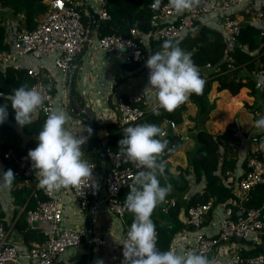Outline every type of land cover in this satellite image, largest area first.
Segmentation results:
<instances>
[{
	"label": "built area",
	"instance_id": "obj_1",
	"mask_svg": "<svg viewBox=\"0 0 264 264\" xmlns=\"http://www.w3.org/2000/svg\"><path fill=\"white\" fill-rule=\"evenodd\" d=\"M41 1L45 8L38 16L36 24L30 29L17 30L13 34L10 49L0 51V67L10 65L13 69L23 68L26 75L33 80L29 88L35 86L42 93L45 97V106L63 110L62 102L56 103L51 87L42 81L38 69L33 66H23L20 63L21 60L48 58L58 75L60 90L65 87L74 56L83 42H90L94 49L103 52L107 57H112L113 60L118 59L119 62L125 64H136L143 72L144 88L130 97L117 98L116 123L122 129L133 126L134 122L148 112L143 102L148 95L144 90L148 85L149 70L145 64L149 54L141 45V38L177 40L203 15L218 10L217 23L221 26L220 33L223 43L221 60L225 63L224 72L244 67L233 64L232 54L237 46V37L243 25L242 21L235 16V12L243 18L250 16L264 44V9H253L254 0H200L198 6L182 14H177L168 7V1L162 2L159 9L153 10L150 7L152 1L148 4L150 14L145 33L139 34L134 28H129L125 36L115 33L99 34L94 30V26L97 27L100 22L109 19L105 0ZM83 16L89 18L90 30L82 20ZM87 32H89L88 35ZM241 48L247 50L245 44L241 45ZM259 55L258 52L253 53L252 66L247 69V73L253 79L254 89L264 93V65ZM209 66V63H205V67ZM237 80L238 78H235V81ZM105 91L103 94H93V104L96 105L102 101L105 103L108 98ZM37 112L46 116L42 109ZM167 124L171 129L175 127L171 121H167ZM162 131L166 133L165 128ZM1 155L5 161L13 165L15 180H19L24 185L27 184L35 170L32 168V162L27 153L3 150ZM104 159L105 162L101 167L90 159H86L93 167L92 176L81 183L78 188L67 190L76 197L80 209H88L92 212L97 210L98 205L103 204L107 211L123 221L124 211L118 193L121 189L132 185L134 176L142 168L126 161L119 152H112L107 148L104 149ZM33 180V184L29 185V195L34 199V206L26 209L24 222L27 229L36 230L42 235V239L32 243L24 252H19L7 240L6 229L0 222V264H52L65 248H70L76 253L80 252L81 230L61 223L62 211L58 193L63 189L46 192L37 187V178ZM223 181L227 186L234 187L233 189L238 194L237 198L218 203L219 211L215 209V204L212 206V198L187 205L184 209V224L186 225L185 230L189 231L182 230L180 238L183 244L182 251H195L209 258L210 255L218 253V247L224 242L238 241L264 233V197L258 206L245 204L249 190L256 184L264 185V162L250 155L237 177L232 178L229 171H224ZM173 203L174 200L170 199L169 204ZM165 209L164 206L161 210L165 211ZM217 212L221 215L212 224L214 230L207 231L204 226L205 218L208 214L213 216ZM127 230L128 228L124 226L117 245L107 246L118 252L119 264H122L124 259L121 243L126 238ZM86 231L88 233V230ZM185 237L188 241H182ZM87 241L95 245L102 244L95 234H90ZM173 247L174 244L171 243L170 249L172 250ZM21 260H25L26 263H22ZM231 263L264 264V251L252 255H241L234 252L231 256Z\"/></svg>",
	"mask_w": 264,
	"mask_h": 264
},
{
	"label": "trees",
	"instance_id": "obj_2",
	"mask_svg": "<svg viewBox=\"0 0 264 264\" xmlns=\"http://www.w3.org/2000/svg\"><path fill=\"white\" fill-rule=\"evenodd\" d=\"M152 1L153 0H105V8L109 13V19L98 24L99 34L115 33L125 36L129 28H134L139 34L145 33L150 14L148 4ZM165 1L168 0H162V2ZM0 6L8 7L14 16L21 15L22 18L19 24H22L25 29H30L36 24L37 17L45 8L41 0H0ZM82 20L84 21V17ZM164 41L166 40L148 38L147 43L150 44V46L147 47V52L149 55L152 51L161 50V45ZM171 41L174 43L178 42L179 46L184 51L192 53L191 59L198 67L202 78L206 81L203 92L200 95L192 94L185 103L177 107L171 113L164 109H159L158 106H156L134 122L133 126L147 122L156 124L161 128L163 123L171 121L175 127H178L184 120L190 122L191 126L188 130L191 132L194 146L184 152L183 165H175L173 168L170 167L168 157L180 146L179 144L182 139L178 134L169 135L167 132L165 133L163 139L168 141L165 152L170 149L173 143V137L178 139L179 144L171 153L168 155L164 153L159 158L165 162L166 167L165 176L158 177V179L160 180L161 186L171 184L172 189L182 191L186 189L188 185L187 176L192 175L194 184H199L201 187L188 196L185 207L196 201H206L209 198L213 199V206L214 204L233 197L231 187L227 186L223 181L224 171L232 170L236 162L235 153L227 143V141L232 139L233 123L227 124L218 132L210 133L203 126L197 125V116L203 118L207 117L206 115L211 109L207 95L212 88L216 92L226 91L230 96L236 95L243 87H247L250 91H254L255 89L250 79L247 78L244 81L240 80L241 76H239L238 69L224 72L225 63L221 60L223 43L216 30L201 27L194 36L184 33L179 39ZM243 44L247 46V50L241 48ZM8 49H10V47L4 41V28L0 22V51ZM254 52L260 53L259 59L264 65V44L257 34L256 24L254 26L249 23H244L237 37V46L232 54L233 64L244 66L246 70L250 69ZM205 63H209L210 66L205 67ZM123 65L135 66L136 64L123 63ZM214 74L216 75L212 76ZM206 76H210V78L207 79ZM235 78H238V80L235 81ZM32 81V78L26 75L23 68L13 69L10 65L0 67V93L2 94L0 96V105H9L7 119L0 124V173L8 169L13 171V167L6 164L2 158L1 152L3 150L11 149L18 153H28L29 150L37 146L38 132L42 129L46 116L37 112L32 123L21 127L17 125L14 119L15 113L10 106V101L5 99L14 89L21 85H27L29 87ZM69 93H72V91L69 90ZM188 103L194 106L193 115L187 114L186 112ZM244 105L247 104L244 103ZM157 111H159V115H156ZM262 116H264V107L263 111L255 118L251 126V134L254 137L264 136V129H258L254 126L255 121ZM102 126L107 131V140L102 148L103 154L105 148L112 152H119L118 141L123 138L124 129L120 128L117 123H105ZM22 136L27 138V140L19 145ZM262 154L263 153L260 151L248 152L242 160V167H245L246 159L250 155H254L264 162V155ZM128 191L129 188H124L118 193V198L124 211L123 224L127 228L130 227L133 220V214L124 208V200ZM9 193L14 205L19 207L23 206L15 221V226L21 234L23 241H41L42 235L34 230L27 229L24 222L26 209L34 206V199L29 195V189L24 186H18L16 182L13 181L12 185L9 187ZM168 197L169 199L173 198L174 203L169 205L163 212L161 209L165 204L161 202L151 215V219L156 226L157 248L160 251H168L169 243L173 235L186 227L177 216L180 211V203H178V200L176 201L174 199L173 195L168 194L166 198ZM263 197L264 185L256 184L249 190V196L245 204L248 206H258ZM162 221H164L165 224L162 223ZM261 237L262 244L250 248L246 251L247 253L241 255H252L259 251H264V234Z\"/></svg>",
	"mask_w": 264,
	"mask_h": 264
},
{
	"label": "crops",
	"instance_id": "obj_3",
	"mask_svg": "<svg viewBox=\"0 0 264 264\" xmlns=\"http://www.w3.org/2000/svg\"><path fill=\"white\" fill-rule=\"evenodd\" d=\"M252 8H262L264 9V0H254L252 3ZM218 10H213L205 15H203L199 20H197L191 28L187 29L184 33H188L191 36L197 34L198 30L201 27H206L210 29L216 30L220 38L222 40V36L220 33L221 26L217 23L218 18ZM237 16L238 20L242 21V24L249 23L255 26L254 21L251 20L250 16L241 17L239 13H234ZM233 14V15H234ZM84 17V24L87 26L88 30L91 28V23L89 18ZM21 15L14 16L10 9L5 6H0V22L4 28V41L10 47V43L13 37V34L17 30H23L25 27L20 23ZM38 19V17H37ZM94 30L96 33H99L98 26H94ZM89 32H87V35ZM91 36V34L89 35ZM141 43L144 46L147 43L146 38H141ZM145 50L147 48L144 46ZM149 54V53H148ZM76 58L75 62L72 63L71 72L69 78L65 84L63 90H60V86L58 83V75L56 74L54 68L51 66V61L48 58L41 57L37 59H23L20 63L23 66H33L36 67L39 71V74L42 77V81L46 84H49L51 90H53V95L55 97L56 103L59 104L61 101L63 104V111L67 112L71 117L70 121V130L75 134L87 137L86 142L81 146V150L84 152V158L90 159L93 161L98 167H101L104 162V154L102 152V148L105 145L107 140V131L102 126L105 123H115L117 122V111H116V100L118 97H130L134 95L136 92L142 90L144 88V75L143 72L139 69L137 65H129L125 66L123 63L119 62V60H113L112 57H107L103 52L97 51L93 48L90 42H83L80 46L79 51L74 56ZM239 76H241V80L244 81L247 78L253 83L252 77L247 73V70L243 68L238 69ZM111 78V80H110ZM69 90L72 93H69ZM107 90V91H105ZM107 92L108 98L105 103H97L93 104V94H103ZM249 99L248 103H252V107L254 111V118L252 120H246V118H242L243 115L239 113L229 115L227 114L226 107L230 106V103L237 102V99L240 100V104L246 103L245 95H247ZM215 90H212L207 95L208 102L210 103V111L215 110L218 112L219 117L217 120L222 119L223 126L225 127L229 123H233V134L232 139L227 141L230 145L231 150L235 153L236 162L235 167L232 170H229L231 173V177L235 178L237 175L241 173L244 167H242L241 163L244 159L245 155L248 152H262L264 155V136L254 137L251 134V126L254 123L255 118L263 111L264 107V94L259 90L250 91L247 87H243L239 90L240 98L236 95L230 96L228 93L227 103H222L218 98H214ZM221 91L217 92L215 95H219L220 97L225 98V94H220ZM254 92V93H252ZM243 94V95H242ZM217 97V96H216ZM243 97V98H242ZM222 98V99H223ZM221 99V98H220ZM235 100V101H233ZM242 100V102H241ZM246 108H249L248 105ZM144 107L147 111L154 109L157 106V102L154 97L146 95L143 102ZM236 105V104H235ZM215 106V107H214ZM237 106H235L236 108ZM189 110L187 114H194V106L188 103L187 109ZM247 110V109H246ZM209 111V112H210ZM206 115L207 117H199L197 116V125L203 126L208 132L215 133L222 129V127H215L214 121L212 119L216 117L215 115L210 117L211 112ZM225 113L228 115L226 118ZM34 114L33 118L35 117ZM166 123L161 125V128L166 129ZM191 126V123L187 120H184L181 125L171 129L172 134H178L182 139L180 142V155H184V152L190 148H193L194 142L192 139L191 132L188 130ZM181 127V128H180ZM223 127V128H224ZM85 128H91V135L88 132L84 131ZM252 138H255L254 140ZM27 138L21 137L19 145L25 142ZM188 142V143H187ZM185 145H189L187 149L184 151ZM11 150V149H6ZM13 151V150H11ZM15 152V151H14ZM18 153V152H15ZM173 153V152H172ZM171 153V154H172ZM181 157V156H180ZM5 161V160H4ZM176 161V160H175ZM6 164H9L13 167L10 162L5 161ZM170 163V161H169ZM183 162H175L172 164L171 168L175 165H183ZM171 165V164H170ZM145 169L142 168L141 171ZM14 172V167H13ZM35 170L33 175L27 182V184H22L19 180H14L18 186L27 187L30 191V186L33 179H35ZM188 185L186 189L182 191H177L172 189L169 194L174 196V199L178 203H180V211L178 212V219L184 223V207L186 205V200L188 196L199 190L200 185L194 184L193 176L188 175ZM231 188V192L233 197L227 200H234L237 198L236 190ZM59 202L61 206V223L63 225H71L79 230H81V249L80 252L76 253L72 251L70 248H65L64 251L59 254V256L53 261L52 264H96L98 260H101L103 264H119L120 256L118 252L112 248H108L107 246H115L118 244V239L121 230L124 228L123 221L113 216L109 211L104 208L103 204L97 206V210L89 212L88 209H80L78 206V202L76 197L67 189H63L58 193ZM173 200V198H170ZM169 197L165 198L162 201L167 208L170 204ZM220 206L215 204V209L219 211ZM23 206H16L13 204L9 187H0V220L7 232V240L12 243L19 252H24L32 243L36 242L30 240L28 242L23 241L21 234L15 226L16 218L21 211ZM166 210V209H165ZM16 212V213H14ZM164 212V211H163ZM220 213H216L211 216L208 214L204 221V226L207 231H213V223L220 217ZM162 223L165 224L164 221ZM184 228L183 230H185ZM88 230V233L87 231ZM37 232L36 230H34ZM185 231H189L188 229ZM38 233V232H37ZM182 230L177 231L170 243H173L174 247L172 250L182 251V246L180 238L182 237ZM90 234H95L102 241V244L95 245L93 243H88V238ZM184 234V233H183ZM264 233L259 234L257 236H250L248 238L242 240H233L222 243L218 247V253L209 256V260L211 264H232L231 256L234 252L244 254L247 253L250 248L262 244V237ZM182 241H188L185 237ZM88 252V262H86ZM249 255V254H245ZM22 263H26L25 260H21ZM10 264V263H8Z\"/></svg>",
	"mask_w": 264,
	"mask_h": 264
},
{
	"label": "clouds",
	"instance_id": "obj_4",
	"mask_svg": "<svg viewBox=\"0 0 264 264\" xmlns=\"http://www.w3.org/2000/svg\"><path fill=\"white\" fill-rule=\"evenodd\" d=\"M161 3L162 0H153L150 7L159 9ZM199 3L200 0H168L167 6L182 14ZM144 46L147 48L150 44ZM191 56L192 53L171 40L164 41L161 50L149 55L145 64L149 70L148 85L144 92L155 98L159 109L171 113L192 94H202L206 81ZM5 99L10 101L14 119L21 127L32 123L38 110L46 114L38 132L37 146L27 153L35 169L38 188L46 192L78 188L92 176L93 167L84 159L81 150L87 137L70 130L71 117L67 112L45 106V97L35 86L21 85ZM8 107V104L0 105V124L7 119ZM254 126L264 129V116L257 119ZM84 131L91 135L92 129ZM164 135L159 126L145 122L124 128L123 138L118 141L120 155L145 169L134 176L124 200V208L133 214V220L121 243L122 264H211L205 255L195 251H160L157 248L156 226L151 215L172 190L171 184L161 186L158 179L165 176V162L159 159L168 145ZM14 180L11 169L0 173V187H10ZM96 264L103 262L98 260Z\"/></svg>",
	"mask_w": 264,
	"mask_h": 264
},
{
	"label": "rangeland",
	"instance_id": "obj_5",
	"mask_svg": "<svg viewBox=\"0 0 264 264\" xmlns=\"http://www.w3.org/2000/svg\"><path fill=\"white\" fill-rule=\"evenodd\" d=\"M246 88V87H245ZM261 91V90H260ZM212 93H214V94H211V95H213V96H215L214 98L216 99V98H218V100H220L222 103H227V97H228V95H227V92L226 91H221L220 92V94H225L226 93V96H224L225 98H223V95H222V97H220L219 95H215V94H217V92L215 91V92H212ZM240 93L238 92V94L236 95L238 98H240V95H239ZM262 94H264V93H262ZM243 95V94H242ZM217 96V97H216ZM247 96V97H246ZM246 97V98H245ZM221 98V99H220ZM223 98V99H222ZM243 98V97H242ZM244 98H245V100L247 99V104H249L248 103V100H250L251 101V99H249V96H248V91H247V95H245L244 96ZM233 101H235V100H233ZM241 102H242V100H241ZM236 104V105H235ZM235 104H234V102H232V103H230V106L229 107H226V110L228 111L227 112V114H229V115H231V114H233V112L234 111H236L235 112V114H237V113H239L240 115H243V117L242 118H246V120H252L253 118H254V111H253V107H252V103H250L249 105H248V107L249 108H246V106H244L243 104H240V100L239 99H237V102H235ZM235 106H237L236 108H235ZM215 107V106H214ZM253 108V109H252ZM247 109V110H246ZM255 110V109H254ZM187 112L189 111V110H186ZM211 112V114H210V117L211 116H213V115H217L218 114V112L217 111H215V110H212V111H210ZM209 112V113H210ZM189 113V112H188ZM226 113H225V115H226V118H228V115H227ZM219 115L220 114H218L216 117H214L213 119H212V121H214V122H216V123H214V126L215 127H222L223 126V121H222V119H221V121L220 120H217V118L219 117ZM238 115V114H237ZM239 116V115H238ZM224 127V126H223ZM222 127V128H223ZM181 128V127H180ZM176 129V128H175ZM188 143V142H187ZM184 144V143H183ZM184 147H185V149H184V151L187 149V147H189V145H185L184 144ZM180 153V146L178 147V148H176V150L172 153V154H170L169 155V157H168V160L170 161V167L172 166V164H174L175 162H183V160H184V155L182 154V155H180V156H178V154ZM176 160V161H175Z\"/></svg>",
	"mask_w": 264,
	"mask_h": 264
},
{
	"label": "water",
	"instance_id": "obj_6",
	"mask_svg": "<svg viewBox=\"0 0 264 264\" xmlns=\"http://www.w3.org/2000/svg\"><path fill=\"white\" fill-rule=\"evenodd\" d=\"M75 60H76V58L73 59V63L75 62ZM166 132L169 135L172 134L171 128L169 127L168 124L166 126ZM178 144H179L178 139L176 137H173V143H172L170 149L165 152V155H168L169 153H171L177 147ZM86 255H87L86 262H88V252L86 253Z\"/></svg>",
	"mask_w": 264,
	"mask_h": 264
}]
</instances>
